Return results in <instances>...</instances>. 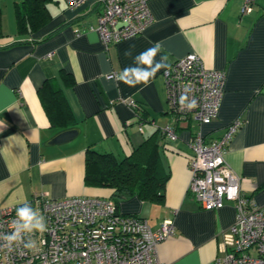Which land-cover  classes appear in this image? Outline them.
<instances>
[{
	"label": "crops",
	"instance_id": "crops-1",
	"mask_svg": "<svg viewBox=\"0 0 264 264\" xmlns=\"http://www.w3.org/2000/svg\"><path fill=\"white\" fill-rule=\"evenodd\" d=\"M22 1L0 0V216L25 198L36 208L40 196H109L85 183L88 147L122 159L158 131L169 175L164 201L135 196L121 201L119 211L147 219L152 229L165 219L174 221L175 234L156 249L162 264H214L228 251L237 209L226 202L206 210L189 193V144L194 130L220 139L228 125L242 119L225 159L240 176L242 193L264 206V0H255L251 13H242V0H148L153 22L142 34L108 48L97 31L102 6L95 0L76 9L64 0H47L46 24L28 34L17 29L15 10ZM155 42H162L170 63L196 54L207 68L226 73L211 124L184 120L169 139L163 133L170 121L164 69L147 86L109 78L132 64L126 50L135 56ZM62 71L71 75L73 86L66 85ZM50 78L57 79L79 129L73 141L61 145L51 144L60 130L52 127L38 96ZM130 101L147 113L142 131Z\"/></svg>",
	"mask_w": 264,
	"mask_h": 264
},
{
	"label": "built area",
	"instance_id": "built-area-1",
	"mask_svg": "<svg viewBox=\"0 0 264 264\" xmlns=\"http://www.w3.org/2000/svg\"><path fill=\"white\" fill-rule=\"evenodd\" d=\"M64 1L69 8L76 9L90 0ZM95 1L102 6L97 31L107 48L142 34L154 20L148 0ZM254 5L255 0H242V13L253 12ZM170 64V69L163 71L170 116L163 133L173 139L175 122L191 120L203 126L218 117L226 73L207 68L196 54ZM185 86L191 90L189 99H195L197 104L191 110L181 109L178 102ZM137 104L129 102L135 112ZM138 123L142 131L143 123ZM242 124L243 120L238 119L227 126L220 139L214 140L196 130L189 144V193L203 209L218 210L226 202H233L237 209L236 221L229 228L228 251L217 257L214 264H264V206L242 193L240 176L225 159L227 146ZM35 204L46 217L48 230L33 237L38 246L32 250L23 245L9 249L0 240V264H162L156 256L157 246L176 231L172 219H165L158 229H152L147 219L120 212L118 205L105 197L40 196ZM14 219L13 209L2 213L0 234L12 231Z\"/></svg>",
	"mask_w": 264,
	"mask_h": 264
},
{
	"label": "trees",
	"instance_id": "trees-1",
	"mask_svg": "<svg viewBox=\"0 0 264 264\" xmlns=\"http://www.w3.org/2000/svg\"><path fill=\"white\" fill-rule=\"evenodd\" d=\"M46 2L23 0L16 6V23L20 34L33 33L46 24ZM61 75L66 85L73 86L74 80L70 74L62 71ZM38 96L52 127L60 131L75 127L73 115L57 79L45 80L38 90ZM136 116L137 122L148 121L141 104L136 106ZM174 126L177 127L178 123L175 122ZM157 133L122 159L111 153H99L89 146L85 159L86 185L109 191V196L105 198L112 199L117 205L135 196L143 201L161 204L169 175L162 164Z\"/></svg>",
	"mask_w": 264,
	"mask_h": 264
},
{
	"label": "clouds",
	"instance_id": "clouds-1",
	"mask_svg": "<svg viewBox=\"0 0 264 264\" xmlns=\"http://www.w3.org/2000/svg\"><path fill=\"white\" fill-rule=\"evenodd\" d=\"M102 54H98V57ZM125 57L132 58V64L124 67L115 77L117 82L129 87L138 85L147 86L162 69L171 67L169 54L164 51L162 42H155L151 47L133 56L131 48L124 53ZM159 57V59H157ZM106 62H101L104 67ZM190 88L185 86L179 97L181 109L191 110L197 106L195 99H189ZM12 231L0 234L3 246L12 249L13 246L23 245L26 249H36V234H43L48 230L46 217L34 208L26 198L15 208V219L11 223Z\"/></svg>",
	"mask_w": 264,
	"mask_h": 264
},
{
	"label": "water",
	"instance_id": "water-1",
	"mask_svg": "<svg viewBox=\"0 0 264 264\" xmlns=\"http://www.w3.org/2000/svg\"><path fill=\"white\" fill-rule=\"evenodd\" d=\"M79 134L78 128H69L60 131L51 141L52 145H61L73 141Z\"/></svg>",
	"mask_w": 264,
	"mask_h": 264
}]
</instances>
